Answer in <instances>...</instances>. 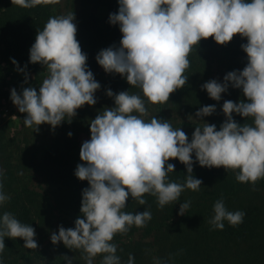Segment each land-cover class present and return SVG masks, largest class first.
Listing matches in <instances>:
<instances>
[{"label": "clouds", "instance_id": "obj_1", "mask_svg": "<svg viewBox=\"0 0 264 264\" xmlns=\"http://www.w3.org/2000/svg\"><path fill=\"white\" fill-rule=\"evenodd\" d=\"M13 2L32 8L59 0ZM118 4V12L110 14L109 22L119 25V47L102 49L96 61L106 73L121 75L140 93L106 92L115 106L105 107L90 121V139L82 143L79 152L83 163L75 170V176L89 184L82 191V218L75 220L74 228L60 226L50 237L54 245L63 242L68 249L79 250L86 264H94L101 255L100 264H122L116 255L118 246L112 243L114 237L128 233L132 226L143 228L152 219L149 210L135 214L124 211L129 197L145 205V194L154 196L163 209L178 201L185 189L199 191L202 180L192 175L195 162L201 167L233 171L240 183L255 186L264 179V0H118ZM74 20L73 12L53 16L37 32L30 62L42 64L47 72L39 91L33 87L20 94L11 90L13 104L26 114L24 126L34 131L42 124L55 129L65 119L70 122L77 109L97 102L94 94L101 85L88 69ZM237 35L247 39L241 45L247 54L246 66L242 71L228 72L223 83L213 79L201 86L216 101L229 84L242 89L246 97L247 102L223 103L226 119L219 130L215 124L203 122L195 127L189 142L180 127L156 116L147 119L146 101L165 104L172 93L186 85L189 55L201 40L213 38L226 45ZM215 110V105L203 106L195 115L202 118ZM233 113L252 122L241 125ZM171 159L186 167L183 184L168 178L175 170V165L168 163ZM3 176L0 169V206L11 199L3 191ZM190 204H180L179 214L184 215ZM213 212L209 223L219 230L224 229V221L237 226L246 215L229 211L223 198L215 201ZM35 236V229L12 213L0 216V254L5 237L22 238L23 247L36 250ZM63 259L72 264L70 258ZM127 264H135L131 254ZM155 264L161 262L157 259Z\"/></svg>", "mask_w": 264, "mask_h": 264}, {"label": "trees", "instance_id": "obj_2", "mask_svg": "<svg viewBox=\"0 0 264 264\" xmlns=\"http://www.w3.org/2000/svg\"><path fill=\"white\" fill-rule=\"evenodd\" d=\"M81 4L76 39L87 55L88 69L100 83L101 66L96 56L102 49L113 45L119 47L122 38L119 25L109 22L110 14L118 12L119 4L118 0H82ZM65 12L58 11L55 3L24 8L13 0H0V106L4 99L9 98L5 88L12 73L20 75V79L33 88L40 87L47 75L46 68L40 63L30 62V48L38 30H43L48 19L67 14L70 10ZM246 43L247 39L239 35L226 45L217 44L213 38L201 40L189 55L186 85L172 93L167 103L150 107L154 115L147 119L156 116L169 121L173 127H180L188 135L189 142L195 127L203 122L215 124L219 130L226 119L223 103L227 100L247 102L246 97L242 89L229 84L220 101H216L201 86L213 79L223 83L224 76L234 71L237 65L242 64L244 68L247 54L241 45ZM18 68L21 73L17 72ZM214 74L217 76L213 77ZM108 86L107 90L116 94L121 91L140 92L116 73L113 83ZM109 99L112 105L108 108L114 107V99ZM208 105H215V112L210 116L196 117L195 113ZM78 111L85 116L89 113L82 107ZM178 115L183 119L173 123L172 118ZM190 117L194 122L188 120ZM77 119L78 113L70 121L74 130L70 132L71 136L63 137L58 133L48 143L37 144L27 153H21L23 156L20 157L24 159L17 166L12 165L7 156V146L0 142V166H7L3 191L11 197L0 206V216L10 212L21 223L32 226L38 244L36 250L27 249L23 247L25 242L22 238L13 240L5 237V249L0 254L2 264H68L63 259L65 256L72 260V264H86L79 250L68 249L63 242L54 245L50 239L52 233H58L59 229L54 231L56 222L65 229L74 228L75 220L82 218V191L89 187L86 180L81 181L75 176L77 165L83 163L75 151L80 152L82 143L90 139V123L84 124L82 120L80 125ZM233 119L241 125L252 122L250 118L246 120L235 113ZM12 124L14 121L6 122L3 128ZM4 130L1 131L3 135ZM168 163L175 165L174 172L169 173V180L183 184L187 175L185 165L178 159H171ZM192 175L202 180L200 190L185 189L178 201L165 205L163 209L154 196L145 194V205H139L129 197L124 211L135 214L149 210L152 219L143 228L132 226L128 233L114 237L112 243L118 246L116 255L122 264H127L130 254L134 256L135 264H155L157 259L161 264H264V179L255 186L240 183L235 172L226 171L223 167H201L198 162L193 164ZM221 198L229 211L246 214L242 223L231 226L224 221L223 230L212 228L209 220L214 215L213 205ZM186 201L191 202L190 207L180 215V204ZM102 258L101 255L96 259V264H100Z\"/></svg>", "mask_w": 264, "mask_h": 264}, {"label": "rangeland", "instance_id": "obj_3", "mask_svg": "<svg viewBox=\"0 0 264 264\" xmlns=\"http://www.w3.org/2000/svg\"><path fill=\"white\" fill-rule=\"evenodd\" d=\"M81 3H82V0H59V3H55V7L57 8L58 11L61 10L64 13H66L65 11L68 12V9L70 10V12H73L75 15L74 23L77 26L79 23V20H80V13H81V9H82ZM77 29H78V27H77ZM220 69H223V66H221ZM242 69H243L242 64H239L235 67V70L242 71ZM16 70L18 73L22 72L20 70V68H18ZM12 74L9 76V79H8L9 83L5 88V90L8 91L9 98L6 100L4 99L0 107L11 102L10 96H11V90L12 89H20V91H23L24 88L32 87L30 84H26L23 80H21L20 75H17V73H14L13 75ZM114 74L115 73H106L104 71V69L101 67V69L99 71V76H98V78L101 79L100 83H99L101 85V87L94 94L97 102L95 105H92V106L84 105L82 107L83 110H87L89 112L88 114H86V116L83 115L82 113L80 114L79 113L80 111H78V109H77V113H78L77 122H78V124L81 125L82 120H83L84 124L90 123L91 120L95 119V117L100 112L103 111L105 106L110 107L112 105V101H109L110 99L106 95V92L108 91L107 88L110 87L108 85L113 83ZM215 75L217 76V74H214L213 77H216ZM35 89L37 91H39V86L36 87ZM136 93H140V92H136ZM146 107L150 110V111H148L149 116L154 115L152 112V109L150 108V107H153V105L147 103V101H146ZM182 119H183V117L178 115V116L172 118V122L173 123H179V121H181ZM188 120L193 121L192 118L191 119L189 118ZM6 122H9V120L0 121V142L7 146V149H8L7 156L10 157V160L12 161V165H14V166H17V163L19 161H23L24 158L20 157V156H23L21 153H24V154L27 153L28 149H30L32 147H36L37 144L42 145V144L48 143V140L51 137H54L55 135H57L58 133H59V135L65 137L71 131H74L71 128L72 122H69L67 119H65L61 123V125L57 126L55 129H52V127L48 124H42L39 126L38 131H34L33 128H28V127L24 126L23 121H18L16 123L14 122V124H12V126H10L8 128H3L4 127L3 125ZM2 130L5 131V135L2 134V132H3ZM66 132L68 134H66ZM75 153L79 156L78 150H76ZM18 157H20V159ZM6 168H7V166L4 164H2L0 166V169H3L4 171ZM56 218H58V216H56ZM56 224H57V226L55 227L54 231L58 230L60 226H63L59 222H56ZM99 257L100 256H97L95 258L94 264H96Z\"/></svg>", "mask_w": 264, "mask_h": 264}, {"label": "built area", "instance_id": "obj_4", "mask_svg": "<svg viewBox=\"0 0 264 264\" xmlns=\"http://www.w3.org/2000/svg\"><path fill=\"white\" fill-rule=\"evenodd\" d=\"M18 94L22 93L20 89H15ZM26 114L20 113L18 108L13 104L12 100L10 103L0 107V121L9 120V121H23Z\"/></svg>", "mask_w": 264, "mask_h": 264}]
</instances>
